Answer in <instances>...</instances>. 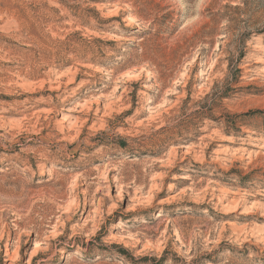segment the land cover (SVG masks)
I'll return each instance as SVG.
<instances>
[{"label":"rangeland","instance_id":"obj_1","mask_svg":"<svg viewBox=\"0 0 264 264\" xmlns=\"http://www.w3.org/2000/svg\"><path fill=\"white\" fill-rule=\"evenodd\" d=\"M0 264H264V0H0Z\"/></svg>","mask_w":264,"mask_h":264}]
</instances>
